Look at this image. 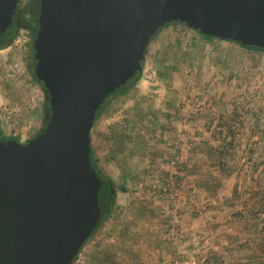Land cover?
Wrapping results in <instances>:
<instances>
[{
  "label": "rangeland",
  "instance_id": "rangeland-1",
  "mask_svg": "<svg viewBox=\"0 0 264 264\" xmlns=\"http://www.w3.org/2000/svg\"><path fill=\"white\" fill-rule=\"evenodd\" d=\"M31 1L19 0L20 10ZM31 46L21 28L0 49V130L20 143L46 121ZM223 126L234 139L220 134ZM92 140L116 200L79 264H264V211L258 220L248 211L263 205V193L252 195L256 178L264 184L263 53L183 24L161 29L139 80L108 99Z\"/></svg>",
  "mask_w": 264,
  "mask_h": 264
},
{
  "label": "water",
  "instance_id": "water-1",
  "mask_svg": "<svg viewBox=\"0 0 264 264\" xmlns=\"http://www.w3.org/2000/svg\"><path fill=\"white\" fill-rule=\"evenodd\" d=\"M17 4L0 0V37ZM170 23L264 51V0H39L33 72L50 115L26 143L0 137V264H72L101 214L95 114Z\"/></svg>",
  "mask_w": 264,
  "mask_h": 264
},
{
  "label": "trees",
  "instance_id": "trees-1",
  "mask_svg": "<svg viewBox=\"0 0 264 264\" xmlns=\"http://www.w3.org/2000/svg\"><path fill=\"white\" fill-rule=\"evenodd\" d=\"M22 14L27 15V18H25V19L21 18ZM38 14H39V0H32L31 3L29 4V6L27 8H25V10H20V8H19V0H18V5L16 7V11H15V14L13 16L12 24L7 29V31L0 37V49L2 47H4L6 43L11 42L15 38L18 29H21V28H23L26 31H28V34L31 36L32 42H33V39L35 37L36 31H37V28H38V25H37ZM172 24H179V23L166 24L163 28H165V27H167L169 25H172ZM160 30L152 37L151 41L160 32ZM205 38L206 39H212V38H208V37H205ZM239 46L242 49L246 50V51L259 52V53H263L264 54V51H262L260 49H256V48H252V47H243L241 45H239ZM31 51H32V55H31L30 60L33 62V67H34V62L35 61H34V57H33L32 46H31ZM146 52H147V48L145 50V54H146ZM141 66H142V62H141ZM31 75H32L33 79L35 80V82L40 86V88L44 92V95H45V98H46L44 104L42 105L43 118L46 121H45L42 129L37 133V135H39L45 129V125H46L48 117L50 115V108H49V103H48L47 92L43 88L42 83L39 82L35 78L33 70L31 71ZM140 75H141V72L136 73L135 76L131 80H129L124 86H122L121 88L116 90L115 93L109 95L105 99V101L99 107V109L97 110V112L95 114L94 123L99 118V116H100V114H101L106 102L108 101V99H110L111 97L119 94L120 92H122L124 90H127L129 87L135 85L137 83V81L139 80ZM234 113H235V111H234ZM234 113L232 114L233 116H235ZM222 129L223 130L220 132V134H223L224 137H227V138H230V139H234L235 138L236 132L230 126H223ZM0 137H1L2 140H14L16 142H19V140L17 138H15V137H5L2 134L1 130H0ZM227 146H228V144H224L223 148H221L220 151L218 152L220 159L224 158L226 155H228ZM220 164H222V163H220ZM90 165L94 169V171L96 172L97 177L101 181V189H100V191L98 193V205H99L101 214H100V220H99L96 228L93 230V232L89 236V238L96 232V230L99 228V226L106 219H108V217L113 213L114 206H115V200H116L115 184L113 183V181L109 177L105 176L103 174V172L101 171V169H100V167L98 165V161L95 158V155H94L92 149H91V152H90ZM222 167H223L222 169H227V165H225V166L222 165ZM252 172H254V173L258 172L257 165L253 166ZM262 180H263V178H261V177L260 178H256V180H254L255 187H256V188H254V190H256V191H254V193L252 195H258L259 193H263V195L259 194L260 195V201L263 203V205H261L262 208H261L260 211L259 210L257 211V209L255 207H252V209L248 210L249 214L252 216L253 220H258L257 216L262 214V211H264V191L260 192L261 190H264V184H263ZM244 209H246V208H244ZM254 209H256V210H254ZM243 213L244 212L240 211V212H238L236 214H238L239 216L243 217L244 216ZM85 243L80 248L79 252L82 250V248L84 247ZM260 251H262V253H264V247H262V249H260Z\"/></svg>",
  "mask_w": 264,
  "mask_h": 264
},
{
  "label": "built area",
  "instance_id": "built-area-1",
  "mask_svg": "<svg viewBox=\"0 0 264 264\" xmlns=\"http://www.w3.org/2000/svg\"><path fill=\"white\" fill-rule=\"evenodd\" d=\"M145 73H146L145 74L146 79H152L156 75L155 70H149V71H146ZM79 262H80V260H79V253H78V255L74 258L72 264H79Z\"/></svg>",
  "mask_w": 264,
  "mask_h": 264
},
{
  "label": "crops",
  "instance_id": "crops-1",
  "mask_svg": "<svg viewBox=\"0 0 264 264\" xmlns=\"http://www.w3.org/2000/svg\"><path fill=\"white\" fill-rule=\"evenodd\" d=\"M90 139H91V149H92V151H93V140H92V130H91V132H90Z\"/></svg>",
  "mask_w": 264,
  "mask_h": 264
}]
</instances>
